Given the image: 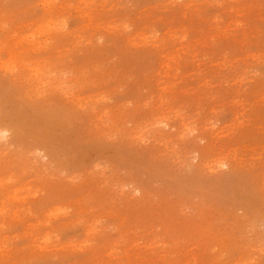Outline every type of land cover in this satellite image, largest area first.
<instances>
[{
  "label": "rangeland",
  "instance_id": "obj_1",
  "mask_svg": "<svg viewBox=\"0 0 264 264\" xmlns=\"http://www.w3.org/2000/svg\"><path fill=\"white\" fill-rule=\"evenodd\" d=\"M0 264H264V0H0Z\"/></svg>",
  "mask_w": 264,
  "mask_h": 264
}]
</instances>
